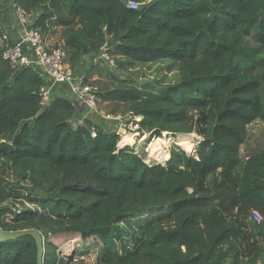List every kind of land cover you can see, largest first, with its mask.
<instances>
[{"label": "trees", "instance_id": "trees-1", "mask_svg": "<svg viewBox=\"0 0 264 264\" xmlns=\"http://www.w3.org/2000/svg\"><path fill=\"white\" fill-rule=\"evenodd\" d=\"M14 2L31 28L63 29L73 71L112 41L118 68L178 60L157 93L114 94L141 117L140 132L214 144L200 141L196 157L173 144L165 165L144 161L95 117L72 126L82 107L70 94L41 106L40 75L0 50V232L79 235L99 250L95 264H264V150L238 155L251 124L264 122V0ZM45 239L43 264H81ZM35 262L31 236L0 241V264Z\"/></svg>", "mask_w": 264, "mask_h": 264}, {"label": "rangeland", "instance_id": "rangeland-1", "mask_svg": "<svg viewBox=\"0 0 264 264\" xmlns=\"http://www.w3.org/2000/svg\"><path fill=\"white\" fill-rule=\"evenodd\" d=\"M54 29L55 28H52L51 30ZM62 33L63 29H60L59 34H54L53 40L56 41L55 44H61ZM107 44L114 60H122L123 58L121 52L116 49L117 43L112 41ZM96 69L98 71H96ZM179 69L180 62L178 60L176 61L175 59H166L159 62L146 64L131 61V63L127 62L126 65L122 68L114 66L113 69H109L99 61L94 68V71L96 73L92 75L91 73H89L88 79L92 87L96 88L98 92V109L101 111L99 112L100 116L106 117V115H111V112H115L116 116L113 117H119V119H123L124 115H126L128 104L122 102L118 94H114V91L118 88H121L123 86L135 87L141 94L157 93L155 89L157 86L156 83H158L159 85L168 84L174 77V75L178 73ZM98 117L99 116H96L95 119H98ZM107 118H110V116H107ZM114 130L116 131L117 135H119V142L117 144L118 149L128 148L134 153H137L136 149L130 146V144L135 142V144L138 145L137 148L143 154L147 162L159 159L161 160V165H165L166 161L169 159L167 158L163 162V153L168 152L170 155L173 143L179 146L180 144H182L181 142L191 138V136H193L192 138H194V135L192 134H179L175 136L177 140L172 143L173 140L170 134L166 135V133H161L160 137L167 138V140L169 141L166 143L164 139H156V137H153L151 134L142 133L140 132V130L135 133H129L125 132V130L120 131L117 126ZM248 132L249 134L243 144L240 145L238 152V155L243 162L264 150V122L256 120L253 124H251ZM127 134H131L133 137ZM124 137H128V143L121 142ZM140 139H143V142L147 144H140L138 142ZM179 139L181 140V142ZM196 141L198 145L200 140ZM197 145L192 150H184L187 157H196L195 150L197 148ZM137 155L144 160L141 155H139L138 153ZM57 240L75 242V248L70 250H63L60 247L54 245L55 247H57V251H59L61 256H63L64 258L68 260L76 259L79 260V262L80 259H82L81 264H95L99 250L93 247L91 244H85L84 242H82V239L79 235H75L73 233H58L56 235L49 234L48 239H45L46 242H52L53 244L54 241ZM72 251H82L81 254H83V256H75V253H72Z\"/></svg>", "mask_w": 264, "mask_h": 264}, {"label": "built area", "instance_id": "built-area-1", "mask_svg": "<svg viewBox=\"0 0 264 264\" xmlns=\"http://www.w3.org/2000/svg\"><path fill=\"white\" fill-rule=\"evenodd\" d=\"M14 10L22 30L16 40L3 33L0 38L2 59L12 68H31L40 75L43 82L39 89L41 106L51 99L58 84H64L72 98L82 107V113L71 121L72 126H80L84 120L99 116L101 111L98 109L96 88L92 87L84 76L69 68L65 49L60 46H48L44 34L29 26L30 21L22 10L16 5ZM108 52V44H105L100 49V59L109 69H113L114 60ZM111 119L117 122L120 131L135 133L141 130V117L133 113L124 115L123 119L113 116Z\"/></svg>", "mask_w": 264, "mask_h": 264}, {"label": "crops", "instance_id": "crops-1", "mask_svg": "<svg viewBox=\"0 0 264 264\" xmlns=\"http://www.w3.org/2000/svg\"><path fill=\"white\" fill-rule=\"evenodd\" d=\"M0 4L2 7V16L0 17V23H1V29L3 33L8 34L13 40H16L17 35L21 32L22 26L18 22L17 16L15 14L14 6L15 2L14 0H0ZM61 28H55L54 30H50L47 33L44 34L45 42L48 46H55L56 41H54V34H59ZM14 42V41H13ZM63 43L61 40V44H58L57 46L62 47ZM63 48V47H62ZM100 51L94 52L92 54H89L87 56H84L80 63L77 66V69L74 70V72L78 75L86 77L89 75V73H95L93 67H95L98 62L100 61L103 63V61L100 59ZM104 64V63H103ZM105 65V64H104ZM106 66V65H105ZM52 96L54 97H66L71 98L66 86L64 84H58L56 86V89L52 93ZM107 116H110V118H107ZM112 116H116L115 114L106 115V117H102L99 115L97 119V124L99 127L107 130L114 131L116 129L117 123L113 119H111ZM127 143L129 141H126ZM169 158V157H168Z\"/></svg>", "mask_w": 264, "mask_h": 264}, {"label": "water", "instance_id": "water-1", "mask_svg": "<svg viewBox=\"0 0 264 264\" xmlns=\"http://www.w3.org/2000/svg\"><path fill=\"white\" fill-rule=\"evenodd\" d=\"M119 1L123 4H126L125 0H119ZM166 135H169V134L166 133ZM194 138H197V137L194 136ZM181 139H184V138H181ZM197 139L200 141L210 142L212 145L214 144V140L212 138H197ZM172 140H173L172 141L173 143L177 139L176 138L173 139L172 137ZM175 145L178 146L177 144ZM23 236H31L34 239L35 246H36L35 264H43L44 246L47 244H45L43 237L37 231L31 230V231H23V232H15V233L0 232V241L6 240V239H16V238L23 237ZM49 244H53V243L49 242Z\"/></svg>", "mask_w": 264, "mask_h": 264}, {"label": "bare ground", "instance_id": "bare-ground-1", "mask_svg": "<svg viewBox=\"0 0 264 264\" xmlns=\"http://www.w3.org/2000/svg\"><path fill=\"white\" fill-rule=\"evenodd\" d=\"M127 135H129V136H131V137H133L132 135H130V134H127ZM190 136V135H189ZM188 137V136H187ZM193 136H191V138H189V139H186V140H184L183 142H181L182 144H180L181 145V148L182 149H184V150H192L194 147H196V145H197V141L196 140H198L197 138H192ZM144 143H142V145H143ZM137 147H138V145H137ZM137 153L139 154V155H141L143 158H144V160L146 161V159H145V157L143 156V154L140 152V150L137 148ZM153 153V152H152ZM53 245H55V246H57V247H60L61 249H63V250H70V249H73V248H75V242L74 241H60V240H57V241H54V244Z\"/></svg>", "mask_w": 264, "mask_h": 264}, {"label": "clouds", "instance_id": "clouds-1", "mask_svg": "<svg viewBox=\"0 0 264 264\" xmlns=\"http://www.w3.org/2000/svg\"><path fill=\"white\" fill-rule=\"evenodd\" d=\"M137 155V153H135ZM140 157V156H139Z\"/></svg>", "mask_w": 264, "mask_h": 264}]
</instances>
